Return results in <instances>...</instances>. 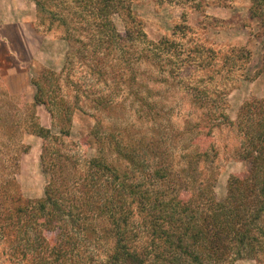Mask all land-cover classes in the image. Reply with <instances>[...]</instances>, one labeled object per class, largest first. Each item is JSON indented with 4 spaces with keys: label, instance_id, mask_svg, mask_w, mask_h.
I'll return each instance as SVG.
<instances>
[{
    "label": "rangeland",
    "instance_id": "374dc122",
    "mask_svg": "<svg viewBox=\"0 0 264 264\" xmlns=\"http://www.w3.org/2000/svg\"><path fill=\"white\" fill-rule=\"evenodd\" d=\"M36 1L0 0V183L11 177L24 197L43 196L45 141L32 131L37 123L55 137L52 146L72 171L71 185L86 173V160L99 155L95 143L100 137L105 161L116 166L125 165L107 150L115 134L124 136L125 144L128 134H154L175 164L189 151L190 139H204L213 151L199 169L204 176L215 175L212 191L222 200L229 177L247 169L240 154V107L249 100L264 104V0H130L129 14L112 15L116 30L122 34L129 28L130 37L111 52L100 50V73L92 70L95 57L82 58L80 43L64 39L67 24L61 19L84 26L85 20L70 15L81 8L73 0H39V10ZM80 36L89 41L87 34ZM146 39L171 42L170 50L159 54L171 62L149 65L140 59L141 51L151 54ZM35 80L48 96L63 98L73 108L64 135L45 105L35 102ZM197 122V139L182 133L187 123ZM258 255L264 264V246ZM0 264L30 263L13 261L0 240ZM225 264L259 263L249 256Z\"/></svg>",
    "mask_w": 264,
    "mask_h": 264
},
{
    "label": "trees",
    "instance_id": "16d2710c",
    "mask_svg": "<svg viewBox=\"0 0 264 264\" xmlns=\"http://www.w3.org/2000/svg\"><path fill=\"white\" fill-rule=\"evenodd\" d=\"M73 1L81 10L70 15L85 20V25L69 26L61 17L67 24L64 39L80 43L77 52L82 58L88 53L95 57L92 70L100 73V50L111 52L130 37L129 28L121 34L112 21L113 14H129L130 0ZM35 4L39 10L43 8L39 0ZM260 10L251 13L258 15ZM136 31L139 34L141 30ZM82 33L89 41H83ZM146 41L151 54L141 51L140 59L149 65L156 60L171 62L159 56L170 50L171 42ZM124 56L127 64L128 56ZM39 80L33 82L35 102L45 105L64 135L73 108L63 98L48 96ZM254 101L259 103L249 100L240 107L237 121L244 137L241 159L247 169L229 177L222 200L212 191L215 175L204 176L199 169L213 151L206 140L197 139L200 122L186 124L182 133L197 140L190 139L191 147L178 164L165 153L161 139L136 132L127 135L128 144L123 142L124 136L116 134L108 140L107 150L114 151L125 166L108 164L101 144L105 139L100 137L95 143L99 155L86 160V173L72 185V171L60 159L59 148L52 146L55 137L35 123L32 131L45 141L40 157L47 176L43 196L24 197L11 177L0 183V240L6 243L11 259L29 260L30 264H225L232 258L250 256L261 264L264 104H250ZM138 154L142 156L138 158Z\"/></svg>",
    "mask_w": 264,
    "mask_h": 264
}]
</instances>
